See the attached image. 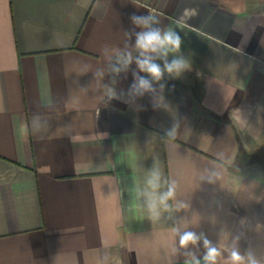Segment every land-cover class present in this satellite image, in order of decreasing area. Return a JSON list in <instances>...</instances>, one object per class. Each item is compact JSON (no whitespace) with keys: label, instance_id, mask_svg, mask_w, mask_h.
<instances>
[{"label":"crops","instance_id":"obj_1","mask_svg":"<svg viewBox=\"0 0 264 264\" xmlns=\"http://www.w3.org/2000/svg\"><path fill=\"white\" fill-rule=\"evenodd\" d=\"M133 13L175 27L191 70L156 97L102 103L110 76L91 71L107 70L105 45L123 48ZM131 83L130 70L117 91ZM35 114L49 119L39 133ZM154 159L186 204L175 221L135 200ZM174 222L216 243L219 264L240 232L264 257V0H0V264H96L105 251L110 264H173Z\"/></svg>","mask_w":264,"mask_h":264},{"label":"clouds","instance_id":"obj_2","mask_svg":"<svg viewBox=\"0 0 264 264\" xmlns=\"http://www.w3.org/2000/svg\"><path fill=\"white\" fill-rule=\"evenodd\" d=\"M196 9H185L183 16L191 19L196 16ZM131 27L124 30L125 43L123 48H115L105 45L102 49L104 60L107 61V70L104 67L95 69L94 79L104 80L107 74L110 83H104L99 99L102 103H108L113 99H125V102L133 101L146 94L153 97L161 94L169 79L180 78L185 72L191 70V61L182 52L184 43L180 33L175 27L163 26L157 15L135 13L129 16ZM135 68L132 69V66ZM131 70L132 83L128 89L117 91V80L121 74ZM86 71L84 73H87ZM83 74V73H82ZM174 88V85L172 86ZM88 88H81L78 93L87 94ZM78 103V98L75 101ZM49 119L35 114L31 121L32 130L36 133L49 127ZM178 124L175 123L165 130L166 137H174ZM65 135L71 137L70 126L64 127ZM72 138V137H71ZM219 171L206 169L200 176V180L208 184H215L219 179ZM177 183L169 180L163 173L157 160L146 172L143 187L135 191V200L138 207L148 213L153 222L160 221L167 213V219L175 221L174 214L182 211L186 204L176 199ZM175 202V203H173ZM244 233L234 235L233 245L227 249L228 264H264V257L260 256L253 248L242 250L239 242ZM171 245L169 254L173 258V264H179V258L183 257L185 264H219L224 255L216 243L208 239L203 232H196L190 228L181 227L174 222L171 228ZM201 246L203 253L201 254ZM96 264H110V253L105 251L98 255Z\"/></svg>","mask_w":264,"mask_h":264},{"label":"rangeland","instance_id":"obj_3","mask_svg":"<svg viewBox=\"0 0 264 264\" xmlns=\"http://www.w3.org/2000/svg\"><path fill=\"white\" fill-rule=\"evenodd\" d=\"M243 164V163H242ZM242 166H244V165H242Z\"/></svg>","mask_w":264,"mask_h":264}]
</instances>
